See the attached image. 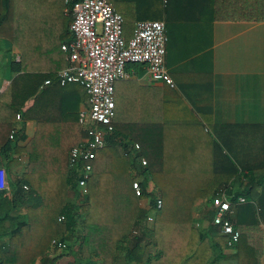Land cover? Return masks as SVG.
<instances>
[{"label":"trees","instance_id":"1","mask_svg":"<svg viewBox=\"0 0 264 264\" xmlns=\"http://www.w3.org/2000/svg\"><path fill=\"white\" fill-rule=\"evenodd\" d=\"M110 1L130 24H136L133 20L136 17L162 19L165 10L169 23H173L170 19H178L190 6L207 4V0ZM255 1L256 7L260 5L263 11L260 15L264 16V0ZM133 2L142 11L135 12L131 8ZM30 3L21 1L19 11H15L12 0H0V50L6 40L21 49L20 60L15 54L8 58L11 47L6 49L10 82L0 93V165L6 168L9 183L5 192L8 196L6 207L0 203V264H36L39 257L46 264H55L58 256H49L54 248L57 249L52 240L71 238L79 227L83 229L79 235L83 264H116L122 255L127 264H260L249 252H244L242 243L246 242L243 235L251 231L246 227L259 226L264 221V144L259 162L256 161L260 158L257 148L252 150L253 158L239 159L223 139L224 148L219 144L215 150L213 164L207 165L205 177L204 172L193 171L194 167H168L163 148L151 145L149 138L141 139V149L132 154L126 151L128 142L117 140L112 133L92 161L94 172L88 179L84 202L71 199L70 190H78L80 177L69 166V151L83 141L85 130L78 114L76 122L64 120L62 108L64 110L67 105L64 100L53 97L63 86L58 81L57 71L28 66V58L36 57L35 52H30L33 46L43 40V45L48 46L45 50L51 47L48 36L36 41L35 35L29 36V31L20 30L39 19L44 9L49 10L43 0ZM50 7L53 12L58 9L53 3ZM66 18L67 26L73 17L67 15ZM15 24L23 34L13 31ZM125 35L130 37L127 31ZM48 78L53 81L45 84ZM84 92L86 95L82 99L88 104L89 94L85 87ZM30 99L34 101L27 105ZM19 113L23 118L21 125L16 124ZM28 119L38 122L35 134L26 145L28 170L20 179H11V172L20 163L13 157V148L18 139H26L24 122ZM250 125L261 130L256 137L257 141L261 138L264 142V121ZM143 158L147 159V164H143ZM150 179L155 182L157 191L148 190ZM135 180L143 187L141 196L133 187ZM230 183L240 187L237 191L234 186L230 189L233 201L241 195L246 196L245 202L237 204V216L233 219L235 227L241 231L235 252L229 251L226 236L219 234L216 228L200 230L193 214L196 199L208 195L212 202L219 188ZM25 184L30 186L29 195L38 194V203H29L26 211L20 212L18 209L27 197ZM157 193L163 199L161 207L155 204ZM145 196L150 197L149 207L140 204L141 197ZM83 213L84 220L79 221ZM209 214L211 218L214 210ZM61 215L65 216L64 220L59 219ZM149 216L153 218L150 220Z\"/></svg>","mask_w":264,"mask_h":264},{"label":"crops","instance_id":"2","mask_svg":"<svg viewBox=\"0 0 264 264\" xmlns=\"http://www.w3.org/2000/svg\"><path fill=\"white\" fill-rule=\"evenodd\" d=\"M21 1L29 5V2L37 0H12L15 11H19ZM63 1L43 0L49 10L44 9L39 19L20 29L29 31V36L35 35L36 41L43 36H48L50 43L54 41L48 51L43 40L37 46L32 45L30 52H35L36 57L28 58V66L57 72L65 66L66 54L61 45L71 38L66 17L72 13L67 11V3ZM52 3L58 8L56 12L50 7ZM256 6L255 0L248 4L239 0H207L205 6L192 5L183 10L178 19L170 15L176 19H170L173 23H169L167 11H164L162 20L166 22L168 37L166 65L175 86L152 79L145 64H128V76L116 82L114 118V135L117 140L128 142L126 151L137 154L134 143H139L141 148L140 140L149 138L151 145L163 148L168 167H194L196 170L193 171L204 172L205 177L207 165L213 164L214 152L223 139L234 150L236 158H253L252 150L257 148L260 158L256 161L262 159L264 142L261 138L257 141L256 137L261 130L250 125L264 121V16L260 15L263 12L260 5L259 8ZM140 19L145 18L136 17L133 20ZM134 26L135 23L125 22V32L129 36ZM12 29L19 32L16 24ZM7 41L11 53L20 60L21 49ZM8 61L0 62V69L2 67L3 70V74L0 73V93L10 82ZM62 85L57 89L58 95L53 97L64 100L67 105L64 110L62 108L64 120L76 122L77 114L80 117L81 110L90 106L89 99L88 104L82 99L86 94L79 83ZM33 101L30 99L27 105ZM18 115L16 124L21 125L23 118L20 113ZM24 123L27 137L16 141L13 157L20 161L16 168L25 165L28 170L26 145L35 134L38 122L28 119ZM235 161L238 162L237 159ZM223 170L225 167L220 168L219 173ZM233 186L234 183H230L219 191L226 189L229 194ZM147 188L150 191L158 189L152 179L148 181ZM237 189L240 187L235 185L234 191ZM33 194L38 199V194ZM2 196L0 194V203ZM140 204L149 207L150 197H141ZM210 210H213L210 196L196 199L193 208L195 222L207 217L208 225ZM236 216L237 206L233 219ZM246 228L251 231L243 235L246 236V242L242 243L244 252H249L260 264H264V221L259 226ZM228 247L229 251H237L236 247ZM58 249L54 248L49 256H58L55 264H68L69 256L58 255ZM77 253L80 254L78 250ZM36 264L46 262L39 257Z\"/></svg>","mask_w":264,"mask_h":264},{"label":"built area","instance_id":"3","mask_svg":"<svg viewBox=\"0 0 264 264\" xmlns=\"http://www.w3.org/2000/svg\"><path fill=\"white\" fill-rule=\"evenodd\" d=\"M67 11L72 13L70 24L71 38L61 48L66 54L67 65L58 73L61 84L81 83L89 94L88 108L80 112L79 121L85 130L84 139L74 145L69 154V166L79 173V194L88 192V179L94 172L93 162L98 151L106 144V138L115 132L116 82L128 76L130 63L146 65L149 76L175 86V81L166 65L167 29L162 19H140L136 22L132 35H125V18L117 11L110 0H65ZM53 79L48 78L45 84ZM20 117V115H18ZM138 152L139 143H134ZM143 164L147 160L143 158ZM7 170L0 165V192L9 189ZM24 187L28 190L27 184ZM136 194H143L139 180L133 182ZM78 191V190H77ZM240 196L233 201L226 189L219 191L212 201L214 215L208 220L198 219L196 226L214 227L219 234L226 236V242L234 247L240 239V231L235 227L233 216L236 206L245 202ZM155 204L163 205V199L157 195ZM150 220L152 216L148 217ZM60 220L65 216L61 215ZM202 228V227H201ZM54 246L60 249L68 247V239L54 238Z\"/></svg>","mask_w":264,"mask_h":264},{"label":"rangeland","instance_id":"4","mask_svg":"<svg viewBox=\"0 0 264 264\" xmlns=\"http://www.w3.org/2000/svg\"><path fill=\"white\" fill-rule=\"evenodd\" d=\"M132 1L133 0H131V2ZM131 8H134L136 10L135 12H137L140 9V7H138L134 2L131 3ZM7 44L9 45L8 41L6 40L4 42V44H3V49L0 50V62L6 61V55H7L6 49L9 48L7 46ZM50 44H51V47H52V44H54V41H52V43H50ZM12 55L13 54L10 53L8 58H11ZM0 73L3 74L2 67L0 69ZM25 170H26V166L25 165H20L18 168L14 169L11 172V179H17V180L20 179L22 177V175H23V173H24ZM24 189H25L24 194L27 197H24L23 204H21L20 209H18L20 212H25L26 211L27 204H29V203L37 204L38 203V199L37 198H35L32 195H29L30 187H29L28 190L25 187H24ZM78 192H79V189H78V191L77 190H74V189H71L70 190V197H71V199L73 201H75L77 203H82V202H84V200H85L88 192L84 196H81ZM6 194L7 193H3L2 194L4 196H2L3 199L1 201L2 206H5V207L7 205V198H8V196ZM84 217H85V214L83 213L82 216L79 218V221H83L84 220ZM197 227L199 229L202 227L200 230H205V229L208 228V227L205 228V226L203 227L202 225H200V227L199 226H197ZM82 230L83 229L81 227L77 228L76 231L72 234V236H71L72 238H68V242L69 243H68V247L66 249H58L57 248L58 250H56L58 255H61V256L62 255L69 256L68 264H83L85 262L84 259H81L80 254L77 253V250L80 253V245H81V238L80 237L81 236H79V235L81 234ZM93 264H99V263L95 262ZM116 264H127V262H126V260H125V258H124L123 255L121 257V260L119 262H117Z\"/></svg>","mask_w":264,"mask_h":264}]
</instances>
